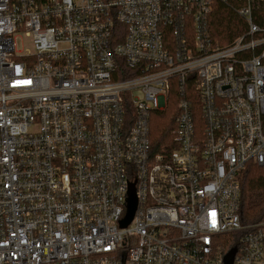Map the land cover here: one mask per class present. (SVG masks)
Wrapping results in <instances>:
<instances>
[{"label": "built area", "instance_id": "obj_1", "mask_svg": "<svg viewBox=\"0 0 264 264\" xmlns=\"http://www.w3.org/2000/svg\"><path fill=\"white\" fill-rule=\"evenodd\" d=\"M259 2L0 0V264H225L234 247L264 264L239 181L264 166ZM219 4L246 24L228 43Z\"/></svg>", "mask_w": 264, "mask_h": 264}, {"label": "trees", "instance_id": "obj_2", "mask_svg": "<svg viewBox=\"0 0 264 264\" xmlns=\"http://www.w3.org/2000/svg\"><path fill=\"white\" fill-rule=\"evenodd\" d=\"M255 22L264 27V3L259 2L255 11ZM211 33L228 43L246 29V24L231 7L219 4L211 18ZM176 88L172 89L174 98ZM174 104L171 103L169 110L156 113L153 117L152 137L157 152H166L173 148V133L176 128L173 114ZM241 184V215L245 224L264 222V166L250 162L239 174ZM230 242L227 241V244Z\"/></svg>", "mask_w": 264, "mask_h": 264}, {"label": "water", "instance_id": "obj_3", "mask_svg": "<svg viewBox=\"0 0 264 264\" xmlns=\"http://www.w3.org/2000/svg\"><path fill=\"white\" fill-rule=\"evenodd\" d=\"M136 209H137V198L135 195V188L134 185H131L129 192V199H128V213L126 218L121 222L122 227H127L132 222ZM236 253H237V248L236 247L232 248L225 256V264H233ZM123 262H125V258L123 259Z\"/></svg>", "mask_w": 264, "mask_h": 264}, {"label": "rangeland", "instance_id": "obj_4", "mask_svg": "<svg viewBox=\"0 0 264 264\" xmlns=\"http://www.w3.org/2000/svg\"><path fill=\"white\" fill-rule=\"evenodd\" d=\"M28 46H30V43L28 41H25V40L19 41V49H25Z\"/></svg>", "mask_w": 264, "mask_h": 264}]
</instances>
